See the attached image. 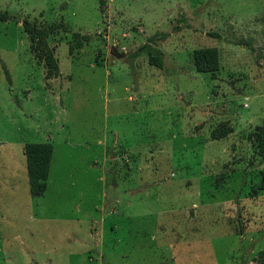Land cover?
<instances>
[{"label":"rangeland","instance_id":"374dc122","mask_svg":"<svg viewBox=\"0 0 264 264\" xmlns=\"http://www.w3.org/2000/svg\"><path fill=\"white\" fill-rule=\"evenodd\" d=\"M3 12L0 264H264V0H0ZM23 21L68 28L47 38L58 76ZM204 49L218 70L196 72ZM39 143L52 155L33 197L23 147Z\"/></svg>","mask_w":264,"mask_h":264},{"label":"trees","instance_id":"16d2710c","mask_svg":"<svg viewBox=\"0 0 264 264\" xmlns=\"http://www.w3.org/2000/svg\"><path fill=\"white\" fill-rule=\"evenodd\" d=\"M10 17L7 12L0 13V21H6ZM24 32L27 34L31 49L39 45L40 51L37 54L38 59L42 61L47 77L58 76V67L53 57L52 49L48 46L47 38L57 32L59 29L65 33L68 28L65 25L51 23L43 28H37L26 21L22 22ZM72 38L78 42L87 43L89 36L72 34ZM151 40V38H150ZM138 51H144L150 58L149 61L156 67H161L160 53L157 49L146 44L138 48ZM194 67L197 73L214 72L218 70L217 55L214 50H197L193 53ZM255 150L258 155L264 158V127L258 128V134L255 140ZM23 154L26 161V172L29 184V192L33 197L41 196L46 189V181L50 167L52 146L48 143L26 144L23 147Z\"/></svg>","mask_w":264,"mask_h":264},{"label":"water","instance_id":"95a60500","mask_svg":"<svg viewBox=\"0 0 264 264\" xmlns=\"http://www.w3.org/2000/svg\"><path fill=\"white\" fill-rule=\"evenodd\" d=\"M110 52L112 53L113 51L111 50Z\"/></svg>","mask_w":264,"mask_h":264}]
</instances>
